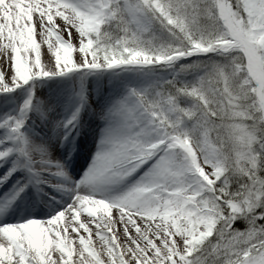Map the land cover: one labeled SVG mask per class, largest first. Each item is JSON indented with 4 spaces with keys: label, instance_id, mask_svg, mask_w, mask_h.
<instances>
[{
    "label": "snow or ice",
    "instance_id": "6c2138e0",
    "mask_svg": "<svg viewBox=\"0 0 264 264\" xmlns=\"http://www.w3.org/2000/svg\"><path fill=\"white\" fill-rule=\"evenodd\" d=\"M0 264H264V0H0Z\"/></svg>",
    "mask_w": 264,
    "mask_h": 264
},
{
    "label": "bare ground",
    "instance_id": "6f19581e",
    "mask_svg": "<svg viewBox=\"0 0 264 264\" xmlns=\"http://www.w3.org/2000/svg\"><path fill=\"white\" fill-rule=\"evenodd\" d=\"M44 58L46 59L47 57L45 56Z\"/></svg>",
    "mask_w": 264,
    "mask_h": 264
}]
</instances>
